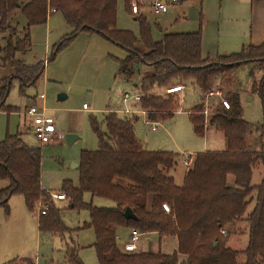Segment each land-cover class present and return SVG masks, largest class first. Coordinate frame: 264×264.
I'll list each match as a JSON object with an SVG mask.
<instances>
[{
    "label": "trees",
    "instance_id": "obj_1",
    "mask_svg": "<svg viewBox=\"0 0 264 264\" xmlns=\"http://www.w3.org/2000/svg\"><path fill=\"white\" fill-rule=\"evenodd\" d=\"M124 3L130 13L129 0ZM116 12L117 0H0V52L5 54L0 69L10 74V78H0V111L15 112V108L4 105L13 79L19 81V94L24 96V89L35 88L44 74L43 62L28 66L15 59L16 53L30 49L29 29L45 25L50 16L60 14L71 31L51 48L49 60L78 34H96L126 53L123 60L115 59L119 79L130 83L136 75L140 77L136 84L142 95L138 109L155 113L164 110L167 103L151 92L154 88L185 81L206 94L217 79L230 82L235 69L254 65L262 77L259 82L253 79L251 92L259 97L264 117V43L218 57L221 62H211L202 58L200 31L163 34L159 41H153L150 26L142 17L135 19L138 36L117 29ZM140 66L148 72L140 73ZM226 100L229 110L220 105L213 107L210 122L224 138L225 150L191 156L181 186H176L171 176L180 155L143 146L134 134L138 117L106 112L101 122L89 119L97 149L80 152L77 186L65 181L59 193L65 195L70 209L87 211L89 222L84 227L94 234L91 247L97 264H264V176L259 185L250 183L257 165L264 170V123L253 128L242 119L238 94L228 95ZM200 109L201 105L193 108ZM155 113L150 119L156 120ZM188 116L194 134L203 136L201 118L192 113ZM20 137L7 136L0 143V182H7L0 189V209L6 214L12 195L23 197L28 211L44 197L40 187L41 149L25 146ZM84 195L89 196L88 203L83 202ZM92 199L109 201L111 206H93ZM251 203L253 207L248 211ZM162 204L168 205L169 214L163 212ZM126 209L131 210L135 220L124 219ZM242 220L248 242L243 251H234L225 245L228 232L226 236L220 232ZM37 225L42 235L70 232L53 208L38 219ZM120 228L159 238L175 237L177 249L170 255L160 251L122 252L116 239ZM64 260L67 264H82L78 247H67ZM4 264L33 262L14 259Z\"/></svg>",
    "mask_w": 264,
    "mask_h": 264
},
{
    "label": "rangeland",
    "instance_id": "obj_2",
    "mask_svg": "<svg viewBox=\"0 0 264 264\" xmlns=\"http://www.w3.org/2000/svg\"><path fill=\"white\" fill-rule=\"evenodd\" d=\"M131 1L129 0V3ZM144 1L141 0V4ZM194 1L181 0L180 3L170 8L163 20H157L147 11L143 12L151 26L152 40L159 41L163 33L201 30L204 42L203 55L216 49L218 43L220 55H229L226 48L227 43L221 30L222 25L218 23L219 4L215 0H203L201 5H195ZM147 5L145 9H147ZM17 18H20L19 15ZM157 23L158 26H156ZM116 26L119 30L131 31L135 36L138 34V23L127 13L124 0H117ZM70 31L62 16L54 14L48 18L45 25L30 28V49L25 53L15 54L16 60L22 61L28 66L38 62L46 63L44 74L36 87L24 89V96L19 94V81L13 79L4 105L15 107L17 110L11 113L0 111V143L7 136L21 134V141L25 146L40 147L18 112L32 104L34 96L36 98V95L41 93L45 95L43 105L47 113L55 120L57 138L40 148V184L44 188V197H40L35 207L28 211L23 197L12 195L8 200V214L0 209V264L14 259H28L33 264H67L64 254L66 248L71 245L78 247V258L82 264H97L94 249L91 247L94 243V234L91 229L84 227L89 222L87 211L70 209L68 200L61 203L52 202L47 192L61 191L65 181L71 182L74 187L77 186L78 170L74 165H79L80 152L95 151L98 145L96 136L90 129L89 119L95 118L101 122L105 111L113 109L118 103L119 97L122 98V92L135 91L132 87L139 82L140 77L136 75L130 83L119 79L115 59L123 60L126 53L96 34H78L52 60H49L51 48L64 39ZM2 46L3 40L0 39V48ZM4 56V52H0V65ZM209 61L221 62L217 58ZM228 62L226 61L224 64L227 65ZM138 71L143 74L148 72V69L140 66ZM9 75L7 69H0V78L7 76L10 78ZM261 77L262 73L254 69V65H243L234 70V76L230 82L217 79L212 88V90L218 89L224 100L228 95L231 96L239 92L242 119L253 128H259L264 123L260 99L251 92L253 79L259 82ZM171 85L170 82L167 86L154 88L151 91L159 96V101L167 103L163 111L154 112L156 120L159 122L157 131L150 132L137 123L134 126V134L137 140L150 151H167L179 154L180 164L177 171L179 174H177L180 175L183 169L181 160H187L189 163L191 156L195 154L207 151H224L225 141L222 135L213 131L214 129L210 126L213 118L212 108L219 105L220 99L206 97V94H202L200 99L206 103L209 109L208 114L205 115L203 109L191 111L200 104L195 86L190 82L183 81L179 84L185 85L183 92L178 96H166L165 90ZM60 94L65 95L66 99L58 101L57 96ZM87 107L90 111L83 112L82 109H87ZM186 111L201 118L204 129L203 136L194 134ZM66 135H72L76 139L68 145L65 142ZM260 172L261 176H259ZM263 176V168L257 165L252 170V186L259 185ZM5 186H7V182H0V189ZM40 201L42 205H47L48 210L50 208L57 210L60 221L66 229L70 230V232L67 231L68 235H42L39 233L37 210ZM89 201V196L84 195L83 202L88 203ZM92 204L96 207L111 206L109 201L102 199H92ZM248 211H251V207ZM46 213L48 214V211ZM226 232H228V238L225 245H229L228 248L234 251H243L246 248L248 235L243 220L227 226ZM150 235L152 234L141 235L136 243V246L138 245L137 252L157 251L158 243L162 239L156 234V236ZM125 237L123 236L122 242L126 241ZM166 247L161 245V250L165 251ZM238 261L242 263V259Z\"/></svg>",
    "mask_w": 264,
    "mask_h": 264
},
{
    "label": "crops",
    "instance_id": "obj_3",
    "mask_svg": "<svg viewBox=\"0 0 264 264\" xmlns=\"http://www.w3.org/2000/svg\"><path fill=\"white\" fill-rule=\"evenodd\" d=\"M137 1L139 2L140 8H141L140 15L137 17H133L130 15V13H128L129 16L132 17L134 19V21H136L135 19H137L138 17H142L143 19L146 20L147 24L150 26L147 17L143 13V12L147 11L149 14H151L148 8L145 9L146 8L145 6L147 4H149V0H145L143 2V4H141V0H137ZM215 1L219 4L218 23H219V25L220 24L222 25L221 30L223 32L224 39L227 43L226 48L228 50L227 52L230 53L229 55L238 53L236 51L241 50L244 47H248V46L257 47V46H260L261 44L264 43V0H215ZM202 2H203V0H195L194 4L195 5H201ZM171 7H174V6H170L168 8L167 12L165 14L159 16V17L154 16L153 14H151V15L156 17L157 20H163V17L166 16V14L169 12ZM166 19H167V17L165 18V20ZM158 25L159 24L157 23L156 26H158ZM170 25H171V22L169 23V27H170ZM150 30H151V26H150ZM194 32H197V31L181 32V33H194ZM200 32H201V30H200ZM163 34H168V33H163ZM29 35H30V29H29ZM137 36H138V34H137ZM30 42H31V37H30ZM219 48H220V46L218 43L216 49H212L207 54L203 55L202 49H204V42L201 40L202 58L213 60V59H216V58L221 57V56H228V54L220 55ZM233 51H235V53H233ZM43 65L45 66L44 62H43ZM173 86L174 87L175 86H183L184 87L183 91L185 90V85H173ZM173 86H170V87H173ZM132 88L138 92V88L136 85H133ZM197 92H198V96H199V103H200L199 105H202L203 101H202V99H200L202 94H200L198 90H197ZM121 94H123V92ZM173 96H175V95H173ZM176 96H178V94ZM238 96H239V92H238ZM31 100H32V98H31ZM34 100H35V96H34ZM119 100H120V102H119ZM119 100L113 109H108L105 112H113V111L117 112V111L123 110L125 108V106L122 104L121 96L119 97ZM27 107H25L24 110L19 111L18 114L23 117V121H24V124L27 126V129L28 128L30 129L31 126H30V122H29L28 118H25L22 115ZM127 107H131V105H129ZM13 108H15V107H13ZM15 110H17V109H15ZM192 110L193 109H191V111ZM82 111L86 112V111H90V110L87 107V109H82ZM186 113L188 115L190 114L188 111H186ZM175 114H176V112L173 115L175 116ZM54 122H55V120H54ZM55 127H56V125H55ZM56 132H57V130H56ZM31 135H32V132H31ZM225 148H226V145H225ZM211 152H217V151H211ZM191 161H192V158H191ZM191 161L189 162V164H191ZM184 162H187V160H184V159L181 160L183 169L181 170V172L179 171L180 175H178L179 173L177 172L179 169V164H180L179 157H178L177 165H176L175 169L171 172V176H172L174 184L176 186L182 185L184 175L187 172L188 166H186L184 164ZM74 167H75V165H74ZM259 176H261V172L259 173ZM250 183L252 185V175H251ZM40 187L42 188V190H44V188L41 186V184H40ZM254 187H255V185H254ZM57 193H59V192H57ZM65 201H55V202L61 203V202H65ZM250 207L252 209L253 204L248 206L247 210H249ZM37 222H38V218H37ZM129 232H130L129 229H121L120 228V229L116 230V239H117V244H118V247L120 250H122L124 244H126L128 242ZM123 236H126L125 237L126 241H124V242H122ZM150 236H156V235L152 234ZM160 239H162V241L160 243H158L157 251L150 250V251H147L148 253H157L160 251L162 254L170 255L176 251L177 240L175 237H162ZM169 243L171 244L170 246L167 245ZM161 245H164L165 247L167 245L165 251L161 250ZM137 247H138V245H137ZM227 247H229V245H227ZM141 250H142V252H144V250L142 248H141Z\"/></svg>",
    "mask_w": 264,
    "mask_h": 264
},
{
    "label": "built area",
    "instance_id": "obj_4",
    "mask_svg": "<svg viewBox=\"0 0 264 264\" xmlns=\"http://www.w3.org/2000/svg\"><path fill=\"white\" fill-rule=\"evenodd\" d=\"M181 0H149V4L147 5V8L149 9L150 13L154 16H161L165 14L170 6L176 5L180 3ZM140 5L137 0H132L130 2V15L133 17H137L140 15ZM46 62H44L45 64ZM183 86H173L169 87L165 90L166 95H177L180 94L183 91ZM221 92L218 89H214L209 93H206V97H216L219 98V105L224 110H229V103L228 101L221 98ZM142 95L138 91H124L122 94V104L125 106V108L121 111H113V113L119 115V116H136L139 118V123L149 130L150 132H156L159 127V122L157 120L150 119V115H152L154 112L148 111V110H142L138 109L137 105L140 102ZM45 99V95L43 93L36 95V98L32 104H30L24 111L23 116L25 118H28L30 122V130L32 132V135L37 142V144L41 148L44 145L50 144L51 142L55 141L57 138L56 134V127L55 122L52 116H50L47 113V110L45 109L43 102ZM41 102V104H39ZM131 105V107H127ZM202 109L204 111V114L207 115L209 112L208 106L203 101L202 102ZM187 158L186 156H184ZM186 166L189 165L188 162H184ZM49 199L52 202L55 201H65V195L63 193H48ZM161 208L164 213L169 214L170 209L167 204H162ZM48 211V207L46 204L41 203V201L38 203V210H37V218L46 215V212ZM221 235H225L226 233L224 231L220 232ZM142 233H140L137 230H130L129 236H128V242L124 244L122 248V252L125 253H131L137 251L136 243L139 241Z\"/></svg>",
    "mask_w": 264,
    "mask_h": 264
},
{
    "label": "water",
    "instance_id": "obj_5",
    "mask_svg": "<svg viewBox=\"0 0 264 264\" xmlns=\"http://www.w3.org/2000/svg\"><path fill=\"white\" fill-rule=\"evenodd\" d=\"M66 99V96L63 94H60L57 96V100L58 101H63ZM76 139V137L72 136V135H66L65 136V142L70 145L74 140ZM75 167L77 168L78 165H75ZM123 217L125 220H135V216L133 215V213L131 212V210L126 209L123 212Z\"/></svg>",
    "mask_w": 264,
    "mask_h": 264
}]
</instances>
